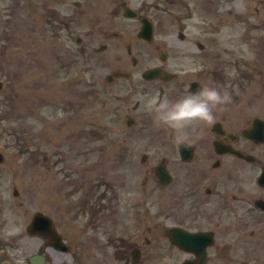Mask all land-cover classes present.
<instances>
[{
    "label": "flooded vegetation",
    "instance_id": "obj_1",
    "mask_svg": "<svg viewBox=\"0 0 264 264\" xmlns=\"http://www.w3.org/2000/svg\"><path fill=\"white\" fill-rule=\"evenodd\" d=\"M114 1L109 17L95 20L85 35L95 43L93 68L108 91L109 113L128 127L112 130L120 138L121 159L136 170L132 177L142 181L129 193L126 210H110L111 228L123 229L119 236L116 230L115 236L109 232L112 246L118 248L110 251L108 242L95 253L94 235L82 244L92 254L81 251L77 260L264 264V37L262 50L260 42H253V36L259 38L264 31V0H216L225 7L237 6L232 25L238 23L243 43L253 42L246 48L247 60L236 63V79L228 75L234 66L224 61L226 52L207 50L211 0H139L136 19L123 15L124 0ZM193 11L203 14L196 18ZM71 18L74 25L89 21L79 13ZM146 18L153 25L150 39L139 37ZM209 27L210 33L216 31ZM155 71L163 76H146ZM202 87L227 91L231 99L213 108V121L197 122L198 134L191 142L177 143L174 130L157 125L145 101L156 92L175 100ZM138 124L144 128L133 129ZM108 193L114 198V191ZM130 227L141 234L126 235ZM173 228L204 235L190 244L194 249L186 250L171 242Z\"/></svg>",
    "mask_w": 264,
    "mask_h": 264
},
{
    "label": "rangeland",
    "instance_id": "obj_2",
    "mask_svg": "<svg viewBox=\"0 0 264 264\" xmlns=\"http://www.w3.org/2000/svg\"><path fill=\"white\" fill-rule=\"evenodd\" d=\"M66 1L69 10L75 9L74 0H0V152L5 157L0 164V253L16 262L41 251L48 254L46 264H75L78 235L83 243L98 235L95 253L108 242L110 251L118 248L109 232L119 236L123 229L107 227L108 209L126 210L129 193L142 181L132 177L136 170L125 167L119 135L107 133L126 125L110 115L96 125L93 99L86 96L94 84L91 52L86 49V57L74 40L63 37ZM215 48L207 40V50ZM99 107L110 109V101ZM101 184L115 189L110 207L98 197ZM36 212L60 219L57 227L68 252L45 249L42 239L27 235ZM129 234L141 232L130 227ZM101 264L114 262L103 258Z\"/></svg>",
    "mask_w": 264,
    "mask_h": 264
},
{
    "label": "clouds",
    "instance_id": "obj_3",
    "mask_svg": "<svg viewBox=\"0 0 264 264\" xmlns=\"http://www.w3.org/2000/svg\"><path fill=\"white\" fill-rule=\"evenodd\" d=\"M227 91L216 87H202L197 92L172 100L167 94H151L145 101L148 111L154 114L157 125L163 124L174 130V141L191 142V136L198 134L197 122H211L215 119L213 108L230 101Z\"/></svg>",
    "mask_w": 264,
    "mask_h": 264
},
{
    "label": "water",
    "instance_id": "obj_4",
    "mask_svg": "<svg viewBox=\"0 0 264 264\" xmlns=\"http://www.w3.org/2000/svg\"><path fill=\"white\" fill-rule=\"evenodd\" d=\"M3 160L2 155L0 154V162ZM46 225H51V222L49 219L45 218L44 216H42L41 214H37L34 218V221L32 223V225L29 227V231L31 233H35V232H41L44 235H51L53 234L51 228H48L46 231L43 229L44 226ZM1 261V259H0Z\"/></svg>",
    "mask_w": 264,
    "mask_h": 264
}]
</instances>
